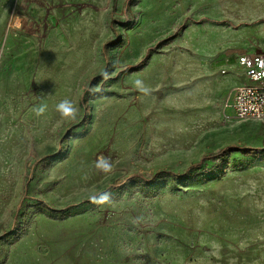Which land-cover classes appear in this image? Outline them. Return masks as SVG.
<instances>
[{"label": "rangeland", "instance_id": "1", "mask_svg": "<svg viewBox=\"0 0 264 264\" xmlns=\"http://www.w3.org/2000/svg\"><path fill=\"white\" fill-rule=\"evenodd\" d=\"M259 51L264 0H0V264H264V153L110 186L261 146L223 107Z\"/></svg>", "mask_w": 264, "mask_h": 264}, {"label": "built area", "instance_id": "2", "mask_svg": "<svg viewBox=\"0 0 264 264\" xmlns=\"http://www.w3.org/2000/svg\"><path fill=\"white\" fill-rule=\"evenodd\" d=\"M246 81L234 86L223 107L238 119L264 121V52H247L236 58Z\"/></svg>", "mask_w": 264, "mask_h": 264}, {"label": "trees", "instance_id": "3", "mask_svg": "<svg viewBox=\"0 0 264 264\" xmlns=\"http://www.w3.org/2000/svg\"><path fill=\"white\" fill-rule=\"evenodd\" d=\"M241 24H248V23H246V22L239 23L236 26L241 25ZM107 44L108 43H105V45H103V47H102V55L105 59H106L105 46ZM138 65H140V62L137 63L135 66H131V67L133 69V68L137 67ZM82 103L84 105H86V100L83 99ZM85 111L87 112L88 109L85 108ZM231 151H240L243 155H258L260 153H264V141H262L261 146H257V147L244 146V145H240L239 143H232V144L226 145L223 148H221L220 150H218L217 152H213L210 154L206 153V154L202 155L199 160H197L195 162H190L183 172H173V171L168 170L166 168L157 169L155 171H152L151 169H149L147 171L139 170L137 172V174L128 175L124 179H119V180L113 181L110 184V186L111 185H113L114 187L119 186L123 182L128 180L130 177L141 176L142 178H144V174H147L149 176L147 179H145L146 181L152 180L155 176L162 174V173L163 174L165 173L167 176L174 178V179L183 178V177H186L187 175H189L192 171L198 170L204 161L209 160V159H213V158L219 159L224 153L231 152ZM89 202H90L89 199L83 201L84 204H87Z\"/></svg>", "mask_w": 264, "mask_h": 264}, {"label": "clouds", "instance_id": "4", "mask_svg": "<svg viewBox=\"0 0 264 264\" xmlns=\"http://www.w3.org/2000/svg\"><path fill=\"white\" fill-rule=\"evenodd\" d=\"M139 91L143 92L144 94H149L150 89L143 85L142 81L137 80L135 82ZM46 110V105L40 106L36 109L37 115H42ZM57 111L60 113L62 117H75L76 112L78 109L75 106H72L69 101H61L57 105ZM96 167L100 169L104 173H109L112 171V162L111 157L104 156L103 154L97 157V164ZM89 201L95 205H105L111 203L112 201V193L110 191H106L103 193L93 194L89 197Z\"/></svg>", "mask_w": 264, "mask_h": 264}, {"label": "crops", "instance_id": "5", "mask_svg": "<svg viewBox=\"0 0 264 264\" xmlns=\"http://www.w3.org/2000/svg\"><path fill=\"white\" fill-rule=\"evenodd\" d=\"M262 52H264V51H262ZM234 63L236 64V66L238 67V69H239V71L237 72V77H242L243 78V81H241L240 83H243V82H245L247 79H246V76H245V74H244V71H243V68L236 62V58H235V60H234ZM240 83H238V84H240Z\"/></svg>", "mask_w": 264, "mask_h": 264}]
</instances>
